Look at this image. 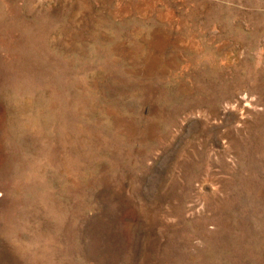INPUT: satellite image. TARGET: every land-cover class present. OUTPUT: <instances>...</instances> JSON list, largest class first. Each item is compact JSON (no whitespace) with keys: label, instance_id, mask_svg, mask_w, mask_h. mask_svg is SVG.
Wrapping results in <instances>:
<instances>
[{"label":"rangeland","instance_id":"rangeland-1","mask_svg":"<svg viewBox=\"0 0 264 264\" xmlns=\"http://www.w3.org/2000/svg\"><path fill=\"white\" fill-rule=\"evenodd\" d=\"M0 264H264V0H0Z\"/></svg>","mask_w":264,"mask_h":264}]
</instances>
